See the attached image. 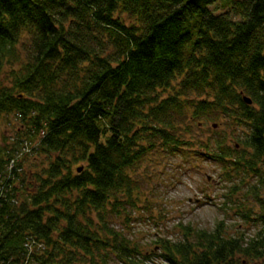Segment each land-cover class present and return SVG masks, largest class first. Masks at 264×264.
Instances as JSON below:
<instances>
[{"label":"trees","instance_id":"1","mask_svg":"<svg viewBox=\"0 0 264 264\" xmlns=\"http://www.w3.org/2000/svg\"><path fill=\"white\" fill-rule=\"evenodd\" d=\"M219 1L238 19L213 11ZM2 119L15 136L0 128V264L262 255L263 239L244 246L221 224H179L178 239L156 233L146 250L133 225L161 224L134 217L151 211L141 169L158 155L264 185V0H0ZM210 123L215 135H196Z\"/></svg>","mask_w":264,"mask_h":264},{"label":"rangeland","instance_id":"2","mask_svg":"<svg viewBox=\"0 0 264 264\" xmlns=\"http://www.w3.org/2000/svg\"><path fill=\"white\" fill-rule=\"evenodd\" d=\"M212 10L217 14L229 13L232 18L238 19L235 12H232V9L224 5L222 1L213 6ZM5 121L2 119L0 123L1 131L12 140L15 136V128L8 127ZM12 122H14L13 118ZM212 124L205 125L202 132L198 131L196 135L202 139L207 138L211 135ZM219 131L228 132V134L230 132L225 126H221ZM242 133L241 130L237 131L232 137L240 138ZM182 163L181 157L162 154L142 166L141 174L145 175L141 186L142 202H145L144 197L148 198L151 211L136 212L134 217L162 218L159 226L154 224L156 221L150 219L147 223L141 222L133 225V230H135L133 236L144 244L146 250L152 248L153 243L151 245L150 242L155 241L156 233L159 234L158 237L164 239H178L182 231L179 224L208 231H216L217 226L221 224V230L225 232L224 237L228 239L234 237L244 244L255 239H263L261 241L264 243V222L259 219L264 212L261 211L262 207L257 204L253 196L259 191V197L264 200V185L259 186V190L255 192L253 189L258 184L259 178L253 174L245 176L242 173L241 175L236 174L232 182H228L222 178L225 173L222 165L216 162L202 160L192 163L189 168L181 166ZM208 177H211V180H208ZM233 184H237L239 190L232 195L229 187L234 189ZM247 207H252L254 214L251 213L250 218L254 220L244 219L239 214V210H245ZM141 209H143V204ZM154 259L150 264L161 263L159 258ZM233 262L232 264H263L258 257L250 258L242 254H236Z\"/></svg>","mask_w":264,"mask_h":264},{"label":"water","instance_id":"3","mask_svg":"<svg viewBox=\"0 0 264 264\" xmlns=\"http://www.w3.org/2000/svg\"><path fill=\"white\" fill-rule=\"evenodd\" d=\"M244 100L245 102L248 104V105H251L252 104V100L249 98V97H244ZM217 126L214 125V128H216ZM208 180H211V177H208Z\"/></svg>","mask_w":264,"mask_h":264},{"label":"flooded vegetation","instance_id":"4","mask_svg":"<svg viewBox=\"0 0 264 264\" xmlns=\"http://www.w3.org/2000/svg\"><path fill=\"white\" fill-rule=\"evenodd\" d=\"M247 158H250V157L247 156ZM245 245H247V244H245ZM245 245H244V246H245ZM261 253H262V255H259L258 258H260L261 261H263V264H264V251H262ZM250 258H254V257H250ZM231 261H232V260H231Z\"/></svg>","mask_w":264,"mask_h":264}]
</instances>
